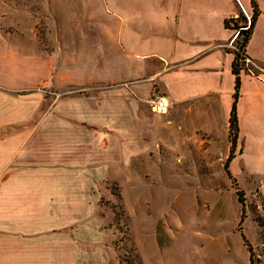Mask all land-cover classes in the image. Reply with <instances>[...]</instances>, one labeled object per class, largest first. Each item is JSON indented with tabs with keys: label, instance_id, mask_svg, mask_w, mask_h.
Returning <instances> with one entry per match:
<instances>
[{
	"label": "crops",
	"instance_id": "crops-1",
	"mask_svg": "<svg viewBox=\"0 0 264 264\" xmlns=\"http://www.w3.org/2000/svg\"><path fill=\"white\" fill-rule=\"evenodd\" d=\"M256 1L247 52L264 68V0ZM243 9L252 15L251 0H82L73 13L86 20L67 28L62 58L0 38V264H84L92 237L74 225L89 220L103 167L147 153L156 139L197 143L182 153L205 164L201 178L221 166L232 187L257 190L264 218V70L241 73L228 162L227 22ZM97 83L103 89L81 92ZM159 96L170 101L166 113L153 109Z\"/></svg>",
	"mask_w": 264,
	"mask_h": 264
},
{
	"label": "rangeland",
	"instance_id": "rangeland-1",
	"mask_svg": "<svg viewBox=\"0 0 264 264\" xmlns=\"http://www.w3.org/2000/svg\"><path fill=\"white\" fill-rule=\"evenodd\" d=\"M81 4L0 0V38L15 51L31 46L62 58L71 46L67 28L86 20L81 12L73 13ZM101 86L91 84L81 92ZM172 141H150L147 153L138 151L131 161L122 157L123 162L103 167L106 173L91 200L90 218L74 225L75 235L92 237L84 246L89 252L84 264H264V218L257 190L236 182L232 187L221 166L201 178L205 164L196 165L203 169L199 172L194 167L199 158L182 153L186 145L193 150L197 143L181 147ZM236 189L243 191L245 207Z\"/></svg>",
	"mask_w": 264,
	"mask_h": 264
},
{
	"label": "trees",
	"instance_id": "trees-1",
	"mask_svg": "<svg viewBox=\"0 0 264 264\" xmlns=\"http://www.w3.org/2000/svg\"><path fill=\"white\" fill-rule=\"evenodd\" d=\"M253 6V13L251 15V24L248 27L247 16L241 10L239 16L234 18V26L233 29L239 31V35L235 40V48L232 49L234 52V60H233V73L235 75V93H234V102L231 111L230 117V140L232 143L231 154L228 158V162L234 157L235 147L237 145V139L239 136V123H238V115H237V101L240 96V88H241V73L243 70H248L246 66V58L248 56V44L251 39L254 27L256 25L258 16L260 15V9L258 7L256 0H251ZM227 26L231 28L230 20L227 22ZM228 167V166H227ZM229 176H232L231 173L227 170ZM236 194L238 196V200L245 207V197L244 193L240 189H236ZM244 235V234H243Z\"/></svg>",
	"mask_w": 264,
	"mask_h": 264
},
{
	"label": "built area",
	"instance_id": "built-area-1",
	"mask_svg": "<svg viewBox=\"0 0 264 264\" xmlns=\"http://www.w3.org/2000/svg\"><path fill=\"white\" fill-rule=\"evenodd\" d=\"M243 12L247 16L248 27H249L250 24H251V14L246 12L244 9H243ZM237 17L238 16H233L230 19V25L231 26H234V18H237ZM238 35H239V31L235 30L232 39L227 44L229 48H232V49L235 48V40L238 37ZM246 66H247L248 70L250 72H252V73H254L255 69H257V68L259 70H264L263 67H261L257 62H255L250 57L246 58ZM71 92H74V90H71V91H60V92L58 91V92L55 93V95H56V97H62V96L66 95V94H69ZM169 107H170V101L165 96H159L156 99H154V101H153V109L156 112L166 113L169 110Z\"/></svg>",
	"mask_w": 264,
	"mask_h": 264
}]
</instances>
